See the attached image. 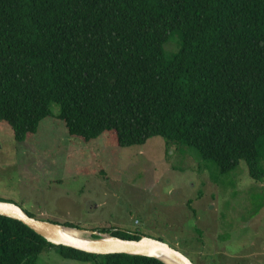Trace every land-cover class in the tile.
Masks as SVG:
<instances>
[{"label": "trees", "instance_id": "1", "mask_svg": "<svg viewBox=\"0 0 264 264\" xmlns=\"http://www.w3.org/2000/svg\"><path fill=\"white\" fill-rule=\"evenodd\" d=\"M53 103L85 142L110 132L131 146L158 135L195 148L221 172L245 160L263 180L264 0H0V122L24 141ZM53 248L86 264H165L55 243L0 214V264H37Z\"/></svg>", "mask_w": 264, "mask_h": 264}, {"label": "rangeland", "instance_id": "2", "mask_svg": "<svg viewBox=\"0 0 264 264\" xmlns=\"http://www.w3.org/2000/svg\"><path fill=\"white\" fill-rule=\"evenodd\" d=\"M52 111L24 141L0 122V200L45 219L158 236L195 264H264V179L245 160L221 172L158 135L131 146L110 132L85 142L68 133L58 104ZM37 264L86 263L53 248Z\"/></svg>", "mask_w": 264, "mask_h": 264}, {"label": "water", "instance_id": "3", "mask_svg": "<svg viewBox=\"0 0 264 264\" xmlns=\"http://www.w3.org/2000/svg\"><path fill=\"white\" fill-rule=\"evenodd\" d=\"M0 214L18 218L55 243L71 245L80 250L98 253H129L162 258L165 255L178 264H195L188 256L164 239L141 234L138 238L123 237L112 233L89 229L87 238L72 237L62 232L63 222L31 215L15 202L0 200ZM73 227V226H72ZM78 228V227H76ZM87 230L85 228H78ZM92 234H97L96 236Z\"/></svg>", "mask_w": 264, "mask_h": 264}, {"label": "bare ground", "instance_id": "4", "mask_svg": "<svg viewBox=\"0 0 264 264\" xmlns=\"http://www.w3.org/2000/svg\"><path fill=\"white\" fill-rule=\"evenodd\" d=\"M61 230L62 232L64 231L65 234L72 236V237L87 238L89 235V234L87 235V233H89L88 231L86 232L85 230L78 229L75 227H70V226H63ZM162 258L166 261L165 264H178L175 261L166 257L165 255H162Z\"/></svg>", "mask_w": 264, "mask_h": 264}]
</instances>
